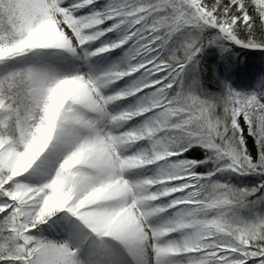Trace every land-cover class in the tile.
I'll return each instance as SVG.
<instances>
[{
	"label": "snow or ice",
	"instance_id": "1",
	"mask_svg": "<svg viewBox=\"0 0 264 264\" xmlns=\"http://www.w3.org/2000/svg\"><path fill=\"white\" fill-rule=\"evenodd\" d=\"M0 264H264V0H0Z\"/></svg>",
	"mask_w": 264,
	"mask_h": 264
},
{
	"label": "rangeland",
	"instance_id": "2",
	"mask_svg": "<svg viewBox=\"0 0 264 264\" xmlns=\"http://www.w3.org/2000/svg\"><path fill=\"white\" fill-rule=\"evenodd\" d=\"M94 62H97V63H99V64H101V65H104V64H106L107 61H106L105 58L103 57L102 60H94ZM243 178H244V181H251V180L256 179L255 177H242V178H240L241 181H242ZM232 179H233V181L235 182V177H233Z\"/></svg>",
	"mask_w": 264,
	"mask_h": 264
},
{
	"label": "bare ground",
	"instance_id": "3",
	"mask_svg": "<svg viewBox=\"0 0 264 264\" xmlns=\"http://www.w3.org/2000/svg\"><path fill=\"white\" fill-rule=\"evenodd\" d=\"M103 59V56L102 57H98V58H94V60H102Z\"/></svg>",
	"mask_w": 264,
	"mask_h": 264
},
{
	"label": "trees",
	"instance_id": "4",
	"mask_svg": "<svg viewBox=\"0 0 264 264\" xmlns=\"http://www.w3.org/2000/svg\"><path fill=\"white\" fill-rule=\"evenodd\" d=\"M255 50H245V52H253ZM242 181H244V178L242 179Z\"/></svg>",
	"mask_w": 264,
	"mask_h": 264
}]
</instances>
